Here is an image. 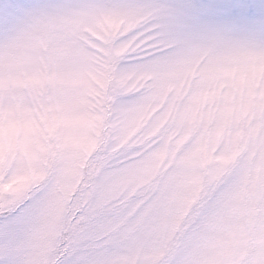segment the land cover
Listing matches in <instances>:
<instances>
[{
    "label": "clouds",
    "instance_id": "1",
    "mask_svg": "<svg viewBox=\"0 0 264 264\" xmlns=\"http://www.w3.org/2000/svg\"><path fill=\"white\" fill-rule=\"evenodd\" d=\"M33 2L0 24V211L29 204L0 264L69 235L64 264H264V36L175 0Z\"/></svg>",
    "mask_w": 264,
    "mask_h": 264
},
{
    "label": "snow or ice",
    "instance_id": "2",
    "mask_svg": "<svg viewBox=\"0 0 264 264\" xmlns=\"http://www.w3.org/2000/svg\"><path fill=\"white\" fill-rule=\"evenodd\" d=\"M7 12L0 13V24L9 26L14 22L15 17L22 15L32 7L33 0H8ZM191 15L198 18L200 15H212L218 21L214 28L220 32H232L243 36H264V3L258 7L247 4H233L228 6H200L190 5ZM165 25L149 24L140 31L141 40L146 41L144 48L153 56L166 55L171 51V44L165 38ZM29 204H24L14 212L0 211V239L10 237L13 226L22 218ZM81 223L80 216L73 219V225ZM70 235L67 243L58 252V264H64L65 258L70 254Z\"/></svg>",
    "mask_w": 264,
    "mask_h": 264
},
{
    "label": "rangeland",
    "instance_id": "3",
    "mask_svg": "<svg viewBox=\"0 0 264 264\" xmlns=\"http://www.w3.org/2000/svg\"><path fill=\"white\" fill-rule=\"evenodd\" d=\"M3 3V0H0ZM176 6L185 12L187 15L191 16L190 5H200V6H228L233 4H247L258 7L264 0H175ZM199 22L208 27H215L218 25L219 21L212 15H200L198 18Z\"/></svg>",
    "mask_w": 264,
    "mask_h": 264
}]
</instances>
